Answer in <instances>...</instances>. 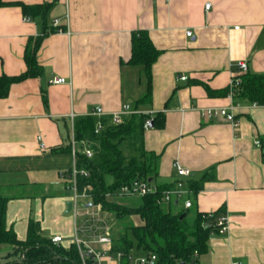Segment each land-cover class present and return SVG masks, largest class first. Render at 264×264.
<instances>
[{"label": "crops", "instance_id": "1", "mask_svg": "<svg viewBox=\"0 0 264 264\" xmlns=\"http://www.w3.org/2000/svg\"><path fill=\"white\" fill-rule=\"evenodd\" d=\"M2 1L50 2L45 25L57 20L36 52L43 74L14 82L0 98V195L16 238L25 239L35 220L41 236L58 235L61 246L69 245L74 219L59 173L74 163L70 138L78 150L89 147L85 126L112 124V113L127 104L146 116L164 113L163 128L143 130V148L158 157L155 184L181 179L191 202L184 208L182 200H171L165 207L192 220L196 212L214 213L213 224L218 215L228 217L227 231L210 235L196 264H264V105L233 103L230 93H221L240 74L238 61L248 73L264 74V0ZM39 30L19 6H0V75L25 71L27 39ZM137 30L147 32L159 53L150 85L141 66L127 64ZM58 77L65 83H51ZM96 107L101 115L92 114ZM222 108L233 113L236 127L204 114ZM175 162L190 174L178 177ZM189 183L200 187L194 192ZM102 215L113 235L115 218ZM129 217L134 226L143 223ZM9 252L10 245H0V260Z\"/></svg>", "mask_w": 264, "mask_h": 264}, {"label": "trees", "instance_id": "2", "mask_svg": "<svg viewBox=\"0 0 264 264\" xmlns=\"http://www.w3.org/2000/svg\"><path fill=\"white\" fill-rule=\"evenodd\" d=\"M11 4L19 6L21 13L35 22L40 30L37 35L27 39L22 56L25 71L13 76L0 75V98L8 94L10 85L14 82L28 77H40L43 74V69L37 62L36 52L43 36L55 31V28L45 25L47 11L52 3H5L0 0V6ZM130 39L131 55L127 64L141 66L149 84L150 66L159 53L153 47L146 31H134ZM221 93H230L233 103L248 101L264 105V74H239L233 84L221 90ZM147 118L148 115L145 114L126 115L116 125L103 119L102 131L99 134L94 133L93 125H86L92 154L87 158L81 151L76 152V167L84 169L87 176L78 174L75 187L79 192L88 187L91 202L100 204L102 211L112 213L115 221L119 223H125L131 215L142 219V224H125V228L111 236L112 254L121 252L126 256L153 252L160 264H196L197 256L205 254L208 250L207 241L211 233L216 232L212 223L215 214L207 216L196 212L195 218L190 222L185 214L180 218L181 213H172L165 207L167 202L161 201L162 192L173 184L157 185L154 182L158 157L151 151L146 152L142 143V124ZM163 122L164 113H156L151 116L149 127L163 128ZM74 130L76 138H81L80 130L76 127ZM124 146H132L133 154L126 156L123 153ZM135 179L148 181L156 189L139 196L130 204H117L106 196V193H111ZM188 186L194 192L200 187L199 183H189ZM5 202L6 197L0 195V245H10L11 252L0 260V264H81L78 249L73 244L61 246L59 243H52L50 238H44L39 234V224L35 220L28 222L25 239H17L4 221ZM206 221H210L209 228L202 226ZM8 257L11 259H7Z\"/></svg>", "mask_w": 264, "mask_h": 264}, {"label": "built area", "instance_id": "3", "mask_svg": "<svg viewBox=\"0 0 264 264\" xmlns=\"http://www.w3.org/2000/svg\"><path fill=\"white\" fill-rule=\"evenodd\" d=\"M166 2H171L172 0H165ZM209 3L204 5V8L208 9ZM53 27L57 26V20L53 21ZM61 28H57L56 32H61ZM191 32H185V36L189 37ZM237 71L240 74L247 72V66L243 61H238ZM181 80H184V76H180ZM65 78L58 77L52 78L51 83H65ZM238 79H236V82ZM102 110L100 107L94 108L92 114L101 115ZM111 123L113 125L118 124L123 116L133 115V114H141L135 109H130L127 104H123L120 109L112 113ZM205 115H216L219 118H223L226 122L230 123L234 127H236V122L234 120V115L232 112L227 111L225 108L218 110H209L207 109L204 112ZM151 116L148 115V118L142 124V128L144 130L148 129L150 126ZM102 123L98 120L94 126V133L99 134L102 130ZM36 141L38 142V146L41 149L45 148V145L42 143L40 136L36 137ZM71 145V157L74 159L73 165L66 170H61L59 173L60 179L63 181V188L67 190L69 194V201L72 204L71 213L74 219V224L72 228V237L70 239V243L78 249L79 258L81 264H160L157 261V256L155 253H145V254H128L123 256V253L117 252L112 254L110 252L111 245V226L108 223L107 218H104L100 204H94L91 202V196L88 193L89 188L85 187L83 191L79 192L75 187L76 176L78 174L87 176L86 171L82 168L76 167V159L75 154L78 151H81L85 157L89 158L92 154L90 147H84L82 150L77 149L76 141L72 135L70 138ZM256 145H259V141H255ZM174 171L177 176L187 177L190 174L186 168L182 167L180 164L175 162L173 164ZM156 187L149 183L148 181L135 179L131 180L128 184L120 186L118 189L113 192L106 193V196H128V197H139L150 192L154 191ZM187 190L183 184V180L179 179L173 183V185L169 188H166L162 192V202H170L171 200H182L184 208H189L191 206V202L185 198ZM87 203H91L89 207H86ZM81 217L83 220L80 223H77V218ZM214 226L216 229V233L224 234L228 228V217L227 215H219L216 217L214 222ZM213 232L211 233V235ZM52 243H60L62 238L58 235L52 236L50 238ZM97 245L100 248H96ZM122 258H124L122 260ZM237 264V263H232Z\"/></svg>", "mask_w": 264, "mask_h": 264}, {"label": "rangeland", "instance_id": "4", "mask_svg": "<svg viewBox=\"0 0 264 264\" xmlns=\"http://www.w3.org/2000/svg\"><path fill=\"white\" fill-rule=\"evenodd\" d=\"M91 151H92V149H91ZM123 153L126 156L133 154L132 146H124ZM136 198H138V197H136V196L135 197H128V196L114 197V196H109V200L114 202V203H117V204H121V203L130 204V203H133L132 201H134ZM190 211H191V209H190ZM112 216H113V214H112ZM186 217H187V220L191 222V220H192L191 215L188 214ZM82 220L83 219L81 217H78L77 218V223H80ZM131 220L132 219L128 216L127 219L124 221L125 223H122V222L119 223L117 221L114 222V225H113V228H112L113 229V234L119 233L118 231H121L123 228H125V224L134 225V222L131 221Z\"/></svg>", "mask_w": 264, "mask_h": 264}, {"label": "water", "instance_id": "5", "mask_svg": "<svg viewBox=\"0 0 264 264\" xmlns=\"http://www.w3.org/2000/svg\"><path fill=\"white\" fill-rule=\"evenodd\" d=\"M90 205H91V203H87L86 207H89ZM66 206H67V211H70V210H71V207H72L71 202H70V201H67V202H66ZM182 215H183V214L180 215V218L183 217ZM210 225H211V224H210V221H206V222H204V223L202 224V226H203L204 228H209Z\"/></svg>", "mask_w": 264, "mask_h": 264}]
</instances>
